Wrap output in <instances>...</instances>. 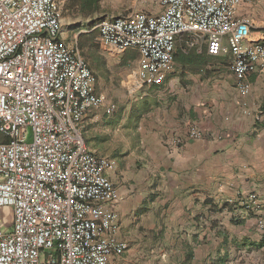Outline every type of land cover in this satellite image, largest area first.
<instances>
[{"label":"built area","instance_id":"1","mask_svg":"<svg viewBox=\"0 0 264 264\" xmlns=\"http://www.w3.org/2000/svg\"><path fill=\"white\" fill-rule=\"evenodd\" d=\"M64 2L0 0V264H118L127 249L117 236L120 193L106 174L116 163L82 135L88 110L111 114L115 105L94 92L87 61L64 43ZM248 2L159 0L157 14L107 17L97 29L105 45L138 51L140 86L163 81L176 38L188 34L190 45L230 55L246 97L249 75L264 64V39L251 40L252 22L238 14ZM189 136L202 134L192 127ZM247 200L264 233V203L255 192Z\"/></svg>","mask_w":264,"mask_h":264},{"label":"crops","instance_id":"2","mask_svg":"<svg viewBox=\"0 0 264 264\" xmlns=\"http://www.w3.org/2000/svg\"><path fill=\"white\" fill-rule=\"evenodd\" d=\"M94 1L80 25L74 23L75 35L94 33L86 60L94 92L115 111L88 110L83 129L96 155L116 161L108 176L120 193L117 236L127 243L118 264H264V233L256 225L261 212L247 200L255 192L264 203V64L249 75L245 97L230 55H210L205 42L190 45L183 34L163 81L140 86L138 51L99 38L98 22L119 15L98 17L105 0ZM80 5L71 14H80ZM105 6L121 15L161 11L159 0ZM238 14L251 20V40L264 39V0H250ZM62 25L61 18V31ZM192 127L202 136L190 137Z\"/></svg>","mask_w":264,"mask_h":264},{"label":"rangeland","instance_id":"3","mask_svg":"<svg viewBox=\"0 0 264 264\" xmlns=\"http://www.w3.org/2000/svg\"><path fill=\"white\" fill-rule=\"evenodd\" d=\"M123 1V0H122ZM112 3H121V0H105L104 2V12H100L98 13V17L102 16V15H106V14H113V15H121L123 14V12H114V13H110V12H107V8H109L108 6L106 7L105 4H112ZM243 7V6H242ZM241 7V8H242ZM82 19V16L80 14H74V13H63L62 14V37L64 39V43L67 44V45H71V46H74L78 49V51H80V55L81 56H84V51H85V48L82 47L84 46V44H80L81 47L79 48L77 46V42L75 41L76 37L78 35H75V33L78 31V27L74 24L76 22H78V24L80 25V20ZM133 100V98H132ZM134 101V100H133ZM133 101H131V103H133ZM82 135L83 137H86V135H84V129L82 130ZM0 140H1V136H0ZM87 140V139H86ZM107 159L109 160H113L115 163V159L112 158V157H106ZM106 174L108 175V173L112 172L111 170L108 171L106 170ZM7 226V225H6ZM7 229H10L9 226H7Z\"/></svg>","mask_w":264,"mask_h":264},{"label":"trees","instance_id":"4","mask_svg":"<svg viewBox=\"0 0 264 264\" xmlns=\"http://www.w3.org/2000/svg\"><path fill=\"white\" fill-rule=\"evenodd\" d=\"M81 3L82 5L81 6V9L79 10V13L80 15H83V16H86V15H89V12H86L85 9L89 10L90 8L94 7L93 4L95 3L94 0H66L65 3H64V8H63V13H71L70 11H72L73 7L77 4ZM94 33L93 35L90 34L89 36L87 35H84V34H78L77 38H76V42H77V46L80 48L81 47V43L84 44V47L85 48V51H84V56L83 58L85 60H88L90 57H91V52L89 50V46L91 45L89 43V41L94 37ZM263 111V110H262ZM224 204L222 205V208H224Z\"/></svg>","mask_w":264,"mask_h":264}]
</instances>
